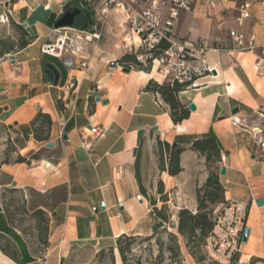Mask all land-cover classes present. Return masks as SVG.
<instances>
[{
  "label": "crops",
  "instance_id": "obj_1",
  "mask_svg": "<svg viewBox=\"0 0 264 264\" xmlns=\"http://www.w3.org/2000/svg\"><path fill=\"white\" fill-rule=\"evenodd\" d=\"M240 1L218 0L215 7H208L206 0H197L193 11L182 13L174 37L186 45H199L204 38L197 36H207L212 27L220 29L228 22L229 29L255 32L258 43L264 44L263 3L256 4L251 18L239 26ZM7 2L14 20L27 22L26 28L37 38L0 58V122L6 126L16 154L35 152L41 158L32 164L0 161V188L17 186L32 210L43 209L48 232L43 252L37 254L26 232L10 222L3 208L0 233L9 239L8 247L16 251L17 258L3 251L2 246L8 244L1 236L0 264H98L106 253L111 254L113 264H124L118 237L149 235L159 221L140 189L138 159L158 140L184 147L182 171L171 175L160 169L161 180L169 204L196 211L197 188L209 174L204 170L206 157L191 147L204 137L215 138L220 147L219 176L226 199L248 205L245 222L250 233L239 257L243 264H264V203H258L264 199V149L252 131L257 126L264 130V71L256 64L258 53L234 48L230 37L231 46L209 48L205 57L213 72L178 94L182 103L188 108L193 103L196 110L189 109L190 116L175 123L162 95L147 88L152 79L169 82L157 64L150 70L128 71L118 62L113 65L120 53L101 45V37L78 42L88 65L73 66L64 85L56 84L46 73L42 46L62 35L64 30L55 28L56 21L69 7H79L80 0H4ZM83 11L79 22L84 23L73 26L75 30L90 29L96 22L93 10ZM197 11L214 18L196 16ZM86 12H90L88 19ZM111 18H116L113 26L122 38L127 28L122 11H114ZM112 19L108 27H113ZM87 20L91 23L85 27ZM10 55H14V63L9 61ZM39 113L52 118L45 140L35 137L33 121ZM222 166L226 167L224 175ZM179 209L181 206L176 214ZM174 218L178 224V215Z\"/></svg>",
  "mask_w": 264,
  "mask_h": 264
},
{
  "label": "built area",
  "instance_id": "obj_2",
  "mask_svg": "<svg viewBox=\"0 0 264 264\" xmlns=\"http://www.w3.org/2000/svg\"><path fill=\"white\" fill-rule=\"evenodd\" d=\"M197 0H80L81 9H91L96 15V22L87 30H64L55 42L45 43L42 53L66 59L73 66L88 65V58L82 55L79 41L93 42L101 37L108 19L114 11H122L127 28L122 36L125 52L135 54L145 66L158 65V70L173 83H190L211 74L213 68L206 62V52L211 48L208 40L199 45H186L174 37L175 28L184 12L194 10ZM237 1V0H234ZM218 0H206L208 7H215ZM264 0H241L237 5L236 21L244 25L251 18L253 8ZM128 29V30H127ZM229 36L234 48L257 52L256 64L264 71V44H259L255 32L245 33L238 28L230 29ZM167 43V47L162 46ZM80 59V60H79ZM253 137L264 149L262 127H255ZM248 205L239 200H228L216 205L213 212L214 226L207 237L205 251L220 264H243L239 257L243 245V233L246 227ZM196 212V211H194Z\"/></svg>",
  "mask_w": 264,
  "mask_h": 264
},
{
  "label": "trees",
  "instance_id": "obj_3",
  "mask_svg": "<svg viewBox=\"0 0 264 264\" xmlns=\"http://www.w3.org/2000/svg\"><path fill=\"white\" fill-rule=\"evenodd\" d=\"M87 19L90 18V12H86ZM91 23L90 20L85 22V27ZM13 24L18 29L19 36L18 38L8 39L1 41L0 46V58L9 53L16 52L27 47L32 43L36 38V34H32L23 24L18 23L13 20ZM162 46L166 48L167 43H163ZM119 64L126 68H136L150 70L151 66H145L141 63L135 54L126 53L121 58H119ZM190 83H179V82H164L159 83L156 80H151L147 86L148 90L154 92H159L163 99L170 105L171 116L175 123L181 122L184 119L190 116V110L186 104L182 103L179 99V92L184 90L189 86ZM52 124V118L48 113H39L35 120L33 121V127L35 130V137L38 140H45L49 136L50 126ZM10 143L11 140H10ZM12 146L13 143H12ZM192 149L199 151L202 155L206 157V165L212 170L209 173V176L205 183L198 187L197 189V211L194 212L188 207H183L178 212V231L184 237L185 243L189 251L197 257V253H200L202 248L205 247L207 237L210 235L213 226V212L216 205L221 203H227L228 200L225 197V187L220 181V167L218 161L221 160L220 147L217 143V140L213 137H204L197 139L192 147ZM14 152L17 151L16 147H13ZM185 150L184 147L174 146L167 141L158 140V156H159V166L161 170H166L171 175H177L182 171L180 165L181 154ZM41 158L40 153H31L29 155L18 154L16 162H26L32 164L33 161L39 160ZM141 159H138L136 176L140 182V189L143 194L148 197L150 203L153 206L155 215L159 218L158 225L154 229V232L157 229L164 225V223L169 222V216L166 213L167 204H168V193L164 191V183L162 181L159 193L162 196L163 206L162 208L158 207L156 199H153L148 196L146 187L143 185L140 175V162ZM167 161V163H166ZM3 162H10L5 160ZM214 168H217L215 170ZM8 189H20L17 186L5 187ZM21 190V189H20ZM10 222L12 224V215L10 211L3 207ZM33 215L40 217V222H38V231H40V237L44 240V244L47 242L46 236L48 232V216L43 209H36L31 211ZM42 222H45V225H42ZM15 225V224H14ZM155 233L148 235L147 238L150 239L154 236ZM7 239L3 234L0 233V237ZM142 235H128L122 234L117 239L118 249L120 251L122 260L124 264H134L130 263L127 252L130 248L131 243L137 239V237ZM7 247L2 246L4 252L17 258L16 251L10 250L8 246L11 245L9 239H7ZM112 248L110 249V251Z\"/></svg>",
  "mask_w": 264,
  "mask_h": 264
},
{
  "label": "rangeland",
  "instance_id": "obj_4",
  "mask_svg": "<svg viewBox=\"0 0 264 264\" xmlns=\"http://www.w3.org/2000/svg\"><path fill=\"white\" fill-rule=\"evenodd\" d=\"M7 7L4 0H0V46L1 41L18 38L19 36L18 29L13 24L14 18ZM83 14L84 11L77 17V22L74 26H82L84 20L82 23L79 21L82 20ZM196 16L214 18L213 16L211 17L210 13L205 11H197ZM111 19L110 17L108 20L110 21ZM115 19H112L111 26H113V22L115 23ZM107 25L108 23H106L103 28L100 44H104L106 48L112 52H119L120 54L117 55L118 58L116 60V62L119 63V58L127 52H125L122 46V38L118 35L119 32L117 33V28H115V26L108 27ZM229 25L230 23L226 22L220 29H214V27H212L211 34L207 36L199 35L197 37L199 40L204 38L201 42L203 40H208L213 48L231 46L232 42L229 38ZM177 31L179 35H182L179 28H177ZM187 37H189V33H186L185 38ZM13 147L7 135L6 126L0 122V161L17 159L18 154L14 152ZM145 152L146 153L141 157L140 161L141 180L146 185L148 196L156 199L157 204L160 205L159 208H162L163 203H160V201L162 202L163 200L159 193L162 180L159 166L158 144L152 147L150 146ZM204 165L206 167L204 169L205 172L209 174L212 169L206 165V160L204 161ZM214 169L217 170V168ZM169 200L170 196L168 193V201ZM172 204L168 202L166 209L169 222L160 226L156 232L153 230L151 234H155L150 239L147 238L148 235H142L131 243L127 252L129 262L134 264H220L207 254L205 248H202L201 252L197 253V257L189 251L184 237L178 231V224L174 218L175 215H178V213L176 214L178 207L181 206V208H183L186 206L176 203V207L174 208ZM0 206L10 211L15 226L26 232L28 240L35 252L41 254L44 249V240L40 237L41 233L38 231L40 217L32 214L31 211L33 210L28 206L24 192L20 189L0 188ZM42 225H45V222H42ZM98 264H113L111 254H103Z\"/></svg>",
  "mask_w": 264,
  "mask_h": 264
},
{
  "label": "water",
  "instance_id": "obj_5",
  "mask_svg": "<svg viewBox=\"0 0 264 264\" xmlns=\"http://www.w3.org/2000/svg\"><path fill=\"white\" fill-rule=\"evenodd\" d=\"M6 5L8 6L9 3L7 2ZM82 13V9L78 6H71L69 7L63 14L62 16L56 21L55 23V28L56 29H60V28H64V27H73L76 23V19L79 15H81ZM25 27L28 26V23L25 22L23 24ZM9 61L14 63L15 62V57L14 55H10L8 57ZM44 60H45V71L46 73L50 76V78L52 80H54V82L56 84H61L64 85L67 78H68V72L69 70L73 67L72 63H70L68 60H60L55 56L49 55V54H45L44 55ZM116 61H114L112 64L116 65ZM125 70H129V68L125 67ZM189 109L190 110H196V105L191 103L189 105ZM238 109H235L234 112H237ZM64 138L67 139V135H64ZM175 146L177 144H174ZM49 146H53L52 143L49 144ZM2 166V163H0V167ZM221 174L224 175L226 174V167L222 166L221 167ZM14 185H16L15 182H13ZM259 204L264 203V199H259L258 200ZM101 207L104 209L105 208V203L101 202ZM3 210V207L0 206V211ZM158 225V223H156L154 225V229L156 228V226ZM250 233V228L249 227H245L244 229V233H243V240L246 241L248 239Z\"/></svg>",
  "mask_w": 264,
  "mask_h": 264
}]
</instances>
